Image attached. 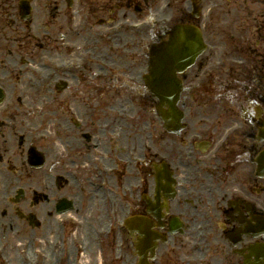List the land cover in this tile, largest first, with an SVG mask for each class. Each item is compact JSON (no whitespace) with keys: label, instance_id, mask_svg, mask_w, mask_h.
<instances>
[{"label":"flooded vegetation","instance_id":"af4514ba","mask_svg":"<svg viewBox=\"0 0 264 264\" xmlns=\"http://www.w3.org/2000/svg\"><path fill=\"white\" fill-rule=\"evenodd\" d=\"M129 3L0 0V264H29L39 254L43 264H136L131 216L149 218L150 233L168 237L150 264H242L246 247L264 242L240 235L246 227L255 231L264 216V180L257 175L264 148V0H238L234 17L203 24L205 52L180 76L187 115L170 137H183L166 149L175 150L167 156L176 193L170 200L156 202L151 169L127 175L129 141L121 127L106 116L101 122L82 116L93 101L85 99L82 75L61 77L54 95L46 88L34 96L38 69L47 71L41 63L54 61L49 50H71L78 34L87 36ZM191 18L178 21L197 25L199 17ZM49 104L58 106V116H40ZM218 236L221 244L211 242Z\"/></svg>","mask_w":264,"mask_h":264},{"label":"rangeland","instance_id":"374dc122","mask_svg":"<svg viewBox=\"0 0 264 264\" xmlns=\"http://www.w3.org/2000/svg\"><path fill=\"white\" fill-rule=\"evenodd\" d=\"M162 1L163 0H157L153 10L157 11ZM207 1L208 2H204V4L209 6L216 5L220 0ZM237 1L238 0H229L232 10L235 9L234 5ZM188 2L189 0H174L171 11L166 15H171L172 20H174L177 12L176 9L182 12V9L187 8ZM244 3L237 7V9H242L245 5ZM258 5V3H255L253 6L256 7ZM217 11L218 5L214 11V15L219 17V12ZM145 15L147 14L132 17L129 13L130 20L134 21H137ZM237 17H240L238 11ZM118 20L120 19H113L111 23L107 22L102 26H97L95 29L89 30L87 36H85L86 30L77 35V39L80 43L76 46L78 51L75 57H78L79 61L85 65V68L80 70L83 77L82 88L84 90L85 99H93L91 105L84 108L82 116L91 118L101 117V120L96 118L93 119L98 122L104 121L102 117L106 116L110 118V121H113L114 127H116V125L121 127L119 131L128 136L130 149L134 147L130 152V158L133 155H139V151L142 150V153H145L147 157L152 159L157 157L167 159V156L171 159L174 157L175 150H166L168 144L179 145L180 138L183 136H180L178 141H174L168 134L164 135V133H160V131H162L161 126L156 124V122H159L154 120L155 116L152 114L153 106L147 102V99L143 96L144 94L140 93V90L143 88L141 75L146 72V61L144 63V56L147 50L145 46H148L147 39H145L146 44H144V40L140 39L146 36L138 38L137 35H133L132 31H121L122 34L114 35L113 38L110 39L102 36L98 41L92 39V34L95 38L96 33L103 29L101 27L105 29V27L110 25L113 26ZM48 64L51 69L49 71L51 74L60 71L58 65L54 67L53 62L50 61ZM84 84L92 85L94 88L98 89V91L88 96L87 94L90 90L87 89ZM39 89L43 90V87ZM48 95H53L50 89ZM145 95H148L147 92H145ZM51 106L52 104H49L45 107V113L48 117L54 115L55 113L53 112L56 111L54 107H57V105ZM117 112L119 115H117ZM91 120L92 119H89L88 121ZM185 137L184 135V141ZM134 171L136 170L129 167L127 175L129 174L131 178ZM88 221L94 225L93 219L88 218Z\"/></svg>","mask_w":264,"mask_h":264},{"label":"water","instance_id":"95a60500","mask_svg":"<svg viewBox=\"0 0 264 264\" xmlns=\"http://www.w3.org/2000/svg\"><path fill=\"white\" fill-rule=\"evenodd\" d=\"M182 32L184 34L178 39L170 38L167 43L159 46L156 50L158 54L151 59L150 77L147 82L151 92L161 100L168 99L170 94H176V91H171V84L173 86L171 80L174 75L173 69L177 68L180 70L186 66L191 59V55L186 51V49H191V30L183 29ZM183 46V51H185L186 55L182 54ZM169 106L170 111L172 105Z\"/></svg>","mask_w":264,"mask_h":264}]
</instances>
